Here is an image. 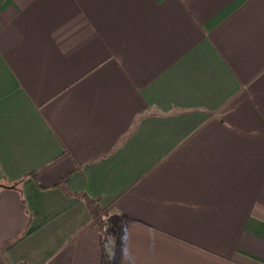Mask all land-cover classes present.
Here are the masks:
<instances>
[{
  "label": "crops",
  "instance_id": "0c3cea01",
  "mask_svg": "<svg viewBox=\"0 0 264 264\" xmlns=\"http://www.w3.org/2000/svg\"><path fill=\"white\" fill-rule=\"evenodd\" d=\"M2 183L0 264H264V0H0Z\"/></svg>",
  "mask_w": 264,
  "mask_h": 264
},
{
  "label": "trees",
  "instance_id": "16d2710c",
  "mask_svg": "<svg viewBox=\"0 0 264 264\" xmlns=\"http://www.w3.org/2000/svg\"><path fill=\"white\" fill-rule=\"evenodd\" d=\"M0 186H12V185H10L8 183L7 184L2 183V184H0ZM92 202H94V201H92ZM95 207H96V205H95ZM127 220L128 219H125L122 221L120 228H119V231H118V238H117L116 249H115V264H119V260L121 257V251H122L124 237H125ZM102 264H105V261H103Z\"/></svg>",
  "mask_w": 264,
  "mask_h": 264
}]
</instances>
